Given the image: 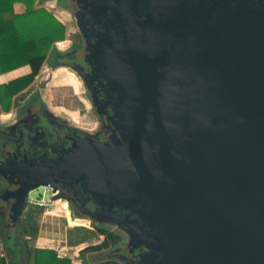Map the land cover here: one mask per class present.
I'll use <instances>...</instances> for the list:
<instances>
[{
	"label": "water",
	"instance_id": "water-1",
	"mask_svg": "<svg viewBox=\"0 0 264 264\" xmlns=\"http://www.w3.org/2000/svg\"><path fill=\"white\" fill-rule=\"evenodd\" d=\"M72 2L69 68L112 134L0 145L3 234L48 186L71 219L119 230L128 264H264V0Z\"/></svg>",
	"mask_w": 264,
	"mask_h": 264
},
{
	"label": "trees",
	"instance_id": "trees-1",
	"mask_svg": "<svg viewBox=\"0 0 264 264\" xmlns=\"http://www.w3.org/2000/svg\"><path fill=\"white\" fill-rule=\"evenodd\" d=\"M40 3L41 0H0V75L23 66L29 68L27 74L0 85V102L4 110H8L13 96L31 85L54 43L64 38V25L50 11L38 6ZM15 4H21L23 11L15 12ZM2 190L3 187L0 193ZM42 212V209L29 206L11 236L4 235L0 228V240L11 264H32L34 248L30 242L35 239ZM93 228L102 241L80 250L79 258L83 264L84 254L91 260L104 259L90 264H121L110 253L123 243L122 233L105 225L94 224ZM0 263L3 264L2 259Z\"/></svg>",
	"mask_w": 264,
	"mask_h": 264
},
{
	"label": "flooded vegetation",
	"instance_id": "flooded-vegetation-1",
	"mask_svg": "<svg viewBox=\"0 0 264 264\" xmlns=\"http://www.w3.org/2000/svg\"><path fill=\"white\" fill-rule=\"evenodd\" d=\"M59 1L67 10H72L70 7L71 5L73 6L72 0H56V2ZM73 16L72 12L71 27L74 22ZM69 37L70 40L64 49H60L55 45L57 49L49 51L42 65V68H45L47 72L45 79H43L44 81L59 73V71H67L74 77L79 78L69 68V65L74 64V62L76 63L77 58L82 56L84 42L76 28H74ZM33 87L34 85L32 84L19 94L13 96L8 110H4L0 102V145L8 144L15 155L24 154V151H27L29 155H37L57 150L63 146L67 147L70 144L67 138L71 137L74 131L80 137H83L86 133L95 134L99 139L111 137L112 129L110 124L105 121L104 115L96 112L86 90L84 98L89 103L87 105V109H89L88 114L86 115L85 112L80 115L78 114V118L74 119L64 112H56L55 109L63 108H58L52 102L47 103L44 101L42 98V88L37 87L33 92ZM83 109H85L84 106ZM2 187L3 184L0 182V189ZM80 200L82 201V199ZM83 203L85 207H90L86 202ZM78 217H81V215H78ZM1 224L2 221L0 220ZM110 255L117 259L116 255L112 252ZM120 263L128 264L125 260L120 261Z\"/></svg>",
	"mask_w": 264,
	"mask_h": 264
},
{
	"label": "crops",
	"instance_id": "crops-1",
	"mask_svg": "<svg viewBox=\"0 0 264 264\" xmlns=\"http://www.w3.org/2000/svg\"><path fill=\"white\" fill-rule=\"evenodd\" d=\"M38 1L39 0H37V2ZM14 11L22 12L23 6L21 4H15ZM14 72L23 73H19V75L12 77V79L27 74L29 68L23 66L5 73L6 75H0V85L7 84V80H12L5 79L4 77ZM30 201H34V199L30 198ZM31 205L36 209H42L43 211L39 219L35 239L31 242L32 247L34 248L32 264H83V260L80 258H78L79 260L75 259L74 255L76 254L74 251L85 248L84 245H86L85 243L88 241L85 236L95 232L94 228L84 226L85 221L71 219L68 210L66 212L64 209L65 205L62 206L52 202L49 208L44 209L29 202L25 207V211ZM55 205L58 207L54 208ZM51 209L55 210L51 211ZM25 211L23 213H25ZM94 239H96V237ZM56 247H59L60 251H57ZM72 251L73 253H70ZM0 255L3 256L0 258L3 261V264H5L6 261L8 264H11L5 256V250L1 240ZM83 259L85 260V264L92 263V260L88 256H84ZM99 260L103 261L104 259L101 257Z\"/></svg>",
	"mask_w": 264,
	"mask_h": 264
},
{
	"label": "rangeland",
	"instance_id": "rangeland-1",
	"mask_svg": "<svg viewBox=\"0 0 264 264\" xmlns=\"http://www.w3.org/2000/svg\"><path fill=\"white\" fill-rule=\"evenodd\" d=\"M38 6L43 7L50 11L65 27V34L64 38L58 42H55L53 45V48L51 50L59 47L60 49H64L70 40V35L71 32L74 30L71 27V17L68 14L67 8L63 6L62 3L56 2V0H41V3L38 4ZM20 8V7H19ZM66 41V42H64ZM57 49V48H56ZM19 73L23 72H18V73H11L7 76H5V79H12V77H15L19 75ZM46 69L45 68H40L38 74L35 76L33 79L31 85L33 84L34 87L32 88L33 92L36 90L37 87L42 88V98L44 101L47 103L52 102L54 105H56L58 108H63V109H55L56 112H64L66 114H69L72 118L77 119V115L83 114H88L89 109H87V105H89L88 101L84 98V93L85 89L84 86L81 82V80L77 77H74L71 73L67 71H59V73H56L54 76L48 78L46 81ZM6 75V74H5ZM10 80H7V82ZM30 85V86H31ZM83 106L85 109L82 110ZM83 116V115H82ZM84 117V116H83ZM88 121V120H87ZM42 192H44V198L48 199L49 198V193H45L43 187H39L29 193V198L31 199H37L39 198L40 195H42ZM60 202L63 206L64 209L67 212V203L60 201V200H55V202ZM68 214V213H67ZM82 221H85L84 226L92 227L93 228V223L89 222L87 219H83ZM86 240L88 241L84 245L87 247L88 245H96L99 244L102 241V237L99 236L96 232H92L89 235H86ZM96 237V239H94ZM31 244V242H30ZM76 255L75 259L79 260L78 258L80 257V250H75L74 251ZM70 253H73L70 252ZM84 256H87L84 254ZM99 258H96L95 260L92 261H98Z\"/></svg>",
	"mask_w": 264,
	"mask_h": 264
},
{
	"label": "built area",
	"instance_id": "built-area-1",
	"mask_svg": "<svg viewBox=\"0 0 264 264\" xmlns=\"http://www.w3.org/2000/svg\"><path fill=\"white\" fill-rule=\"evenodd\" d=\"M44 191L45 193H49V189H48V186L44 188ZM49 198H50V195H49ZM48 199H45L44 198V192H42V195L39 196V198L35 199L34 201H29L30 203L32 202L34 205L38 206V207H42L44 209H47L51 206L52 204V201H50ZM56 250L57 251H60V248L59 247H56ZM3 257L0 255V258ZM5 264H8V262L6 261Z\"/></svg>",
	"mask_w": 264,
	"mask_h": 264
},
{
	"label": "bare ground",
	"instance_id": "bare-ground-1",
	"mask_svg": "<svg viewBox=\"0 0 264 264\" xmlns=\"http://www.w3.org/2000/svg\"><path fill=\"white\" fill-rule=\"evenodd\" d=\"M54 204H60V205H62V204H61L60 202H58V201H57V202H55ZM62 206H63V205H62Z\"/></svg>",
	"mask_w": 264,
	"mask_h": 264
}]
</instances>
